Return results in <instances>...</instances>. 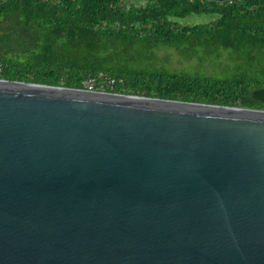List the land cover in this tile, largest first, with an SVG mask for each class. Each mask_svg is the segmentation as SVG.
<instances>
[{
    "label": "water",
    "instance_id": "obj_1",
    "mask_svg": "<svg viewBox=\"0 0 264 264\" xmlns=\"http://www.w3.org/2000/svg\"><path fill=\"white\" fill-rule=\"evenodd\" d=\"M0 264H264V108L1 77Z\"/></svg>",
    "mask_w": 264,
    "mask_h": 264
},
{
    "label": "trees",
    "instance_id": "obj_2",
    "mask_svg": "<svg viewBox=\"0 0 264 264\" xmlns=\"http://www.w3.org/2000/svg\"><path fill=\"white\" fill-rule=\"evenodd\" d=\"M0 59L9 80L264 108V0H0Z\"/></svg>",
    "mask_w": 264,
    "mask_h": 264
},
{
    "label": "rangeland",
    "instance_id": "obj_3",
    "mask_svg": "<svg viewBox=\"0 0 264 264\" xmlns=\"http://www.w3.org/2000/svg\"><path fill=\"white\" fill-rule=\"evenodd\" d=\"M135 2H141L145 3L147 0H134ZM214 16L212 15H206V14H193L191 16H188L185 19H180L182 23H189V24H195V23H205L213 19ZM161 55L169 60L170 67L174 69H183L189 64V60L183 56L179 51L176 49L170 48L166 51H162ZM228 75L232 74V71L227 72ZM1 75V74H0ZM1 78V77H0ZM99 91H106L105 89H100ZM254 91V90H253Z\"/></svg>",
    "mask_w": 264,
    "mask_h": 264
},
{
    "label": "built area",
    "instance_id": "obj_4",
    "mask_svg": "<svg viewBox=\"0 0 264 264\" xmlns=\"http://www.w3.org/2000/svg\"><path fill=\"white\" fill-rule=\"evenodd\" d=\"M3 71H4V62L0 59V74H2ZM105 82H107L108 85L112 86L116 83V79L111 77H106ZM85 88L92 91L94 90L99 91L100 89H104L103 85H101L100 87L97 86V81L94 78H90L85 82Z\"/></svg>",
    "mask_w": 264,
    "mask_h": 264
}]
</instances>
